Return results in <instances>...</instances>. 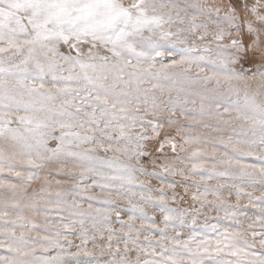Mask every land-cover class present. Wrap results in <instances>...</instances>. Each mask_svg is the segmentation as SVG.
<instances>
[{"label":"snow or ice","instance_id":"obj_1","mask_svg":"<svg viewBox=\"0 0 264 264\" xmlns=\"http://www.w3.org/2000/svg\"><path fill=\"white\" fill-rule=\"evenodd\" d=\"M0 264H264V0H0Z\"/></svg>","mask_w":264,"mask_h":264},{"label":"rangeland","instance_id":"obj_2","mask_svg":"<svg viewBox=\"0 0 264 264\" xmlns=\"http://www.w3.org/2000/svg\"><path fill=\"white\" fill-rule=\"evenodd\" d=\"M49 179L54 183L56 180L62 179V176H60V175H53V176H50ZM40 183H41V181H39V180H38V181H35V182L31 185V188H37V189H38L39 186H40ZM153 183H157V182H156V181H153ZM31 188L29 189V191H31ZM249 191H251V190H249ZM255 194H256V195H259V194H260L259 190L256 191ZM225 195H227V193H225ZM211 199H212V198L209 197V200H211ZM235 199H236V198H235V195L231 196V198H230L231 202H235ZM240 203H241L242 206H244V205H248L247 198H246V197H242ZM197 206H198V205H197ZM248 207H249V209H251V206H250V205H248ZM204 214H207V215H209V216H213V217H214V216L216 215V212L213 211V210H211V209H209V208H205V209H203L201 215L203 216ZM221 215H222V213H221ZM248 215H249L250 217L254 218V216H253V212H252V211H249V212H248ZM203 222H204V221H203L202 218H201L200 220H198V223H203ZM210 222H214V221H210ZM245 226H246V225H245ZM70 239H73L74 243H79V242H80L79 239L76 238V237H70ZM87 247H88L89 250H92V249H93V246H92L91 243H89ZM71 251L76 252L77 249H76V248H72ZM94 254H98V252H95V251H94ZM81 255H83V253H81Z\"/></svg>","mask_w":264,"mask_h":264}]
</instances>
